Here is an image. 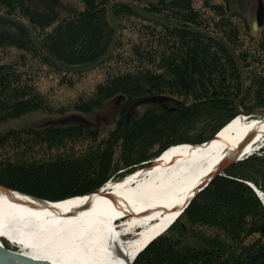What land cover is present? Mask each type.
Returning <instances> with one entry per match:
<instances>
[{"label":"trees","instance_id":"1","mask_svg":"<svg viewBox=\"0 0 264 264\" xmlns=\"http://www.w3.org/2000/svg\"><path fill=\"white\" fill-rule=\"evenodd\" d=\"M80 1L82 9L61 16L51 6L0 0L6 7L0 11V53L15 50L11 60H0V122L38 110L91 116L116 96L118 112L109 125L1 131V185L49 201L86 195L171 145L211 139L238 114L240 95L243 111L264 109V38L254 40L245 21L222 4L123 0L159 22L123 3L108 13L117 0ZM212 34L235 49L242 70ZM102 56L93 70L114 62L104 67L105 77L69 105L54 106L37 86L50 76L71 90L87 72L70 69ZM146 99L150 107L138 113L136 103ZM194 128L195 136H188ZM250 172L264 182V160L252 154L215 176L132 264H264V207L244 182L254 181Z\"/></svg>","mask_w":264,"mask_h":264},{"label":"bare ground","instance_id":"2","mask_svg":"<svg viewBox=\"0 0 264 264\" xmlns=\"http://www.w3.org/2000/svg\"><path fill=\"white\" fill-rule=\"evenodd\" d=\"M263 147L264 118L237 114L206 142L171 145L89 195L42 202L0 192V244L4 239L24 248L18 252L55 264H132L223 162Z\"/></svg>","mask_w":264,"mask_h":264},{"label":"rangeland","instance_id":"3","mask_svg":"<svg viewBox=\"0 0 264 264\" xmlns=\"http://www.w3.org/2000/svg\"><path fill=\"white\" fill-rule=\"evenodd\" d=\"M137 1L140 3H143V2H147L149 0H137ZM152 1H155V0H152ZM207 1H209L210 3L222 4L223 6H225L227 8V11L229 13L233 12V13H236L238 16H240V18L245 21V26L251 32V35H253L255 37L254 40L260 41V39L262 37L264 38V0H262L263 9H262V12L260 15V20H259L260 23H258V20H257L258 0H207ZM28 2L34 8H43L44 6H47V7L51 6V8H54L55 10H57L61 14V16L77 12L78 10L82 9V7H83V4L81 3L80 0H28ZM203 2H204V0H192V4L195 7H198ZM5 9H6V7L0 6V11H4ZM240 36H242V35L240 34ZM243 38L246 41V38L242 37V39ZM245 41L243 44L244 46H252V48L256 47L255 46L256 41H254V42H252V41L251 42H245ZM258 47L260 48V46H258ZM252 52L253 53L257 52V49H253ZM259 52L260 51L258 50V53ZM14 55H15V50H13V49L8 50V51L2 50V53H0V57H1L0 60H9V59L11 60V58ZM113 63H114L113 61H110L109 64H104L103 67H101V68H97V69L93 70L96 67L95 66L93 68L85 70L84 72H87V73L78 79V82L73 85L74 88L71 90L67 88L68 86L66 87V85H63V84H60L59 82H57L56 78H54L53 80H50L49 79L50 76L49 77H41L37 81V86L43 93H45L49 97L51 104H53L54 106H57V105H65L66 106V105H69L70 101L72 103L74 101L73 99H75L78 96L85 97V96L89 95L93 90V87H94L93 84L97 80L100 81L105 77L104 72L106 69L104 67L105 66L111 67V65ZM122 69H123V67H122ZM240 100H241V98H240ZM150 104H151L150 101H143L139 104H136L135 110L138 113H142L147 108L150 107ZM120 105H121V100H120V98H118L116 96V97L110 99L109 101H107L105 103L104 108H102L101 110L95 111V113L92 114L91 116L84 115L81 112H75V113L74 112H68L65 114H51L49 112L40 111V110L30 111V112H27L26 114H24L20 117L0 122V132L6 130L8 128H19V127H24V126L43 127V126H46L48 124L61 125L62 126V125H75V124H79V123L84 122V123H90L91 125H104V124L109 125L111 120L113 119L115 113L118 112ZM236 108L242 110L239 107V102H238V105ZM251 111H254V110H251ZM200 125L201 124L197 125V127H200ZM197 131H198V129H196V128H194V130H190L188 136H191V137L195 136ZM116 154H118V150H117ZM253 156H255L256 158H259V160H264V147L262 149H260L259 151H257L256 153H253ZM239 161H241V160L234 162L232 165H230V167L233 166L234 164L238 163ZM132 171L133 170H129V171L127 170L123 173L122 172L120 173L118 171L108 181L117 180V179L123 177L124 175H127L128 173H130ZM227 171H228V169H226L224 172H222L221 175H225ZM250 173H252V177L254 178V181L252 179H249L251 181H249V180L248 181L246 180V181L253 183L259 189H260V186L262 188H264V182H263V180H261V177L255 173L253 174V172H250ZM214 177H212L211 180ZM208 183H206L205 186ZM205 186H203L202 189ZM13 191H15V190H13ZM199 191H200V189L196 192V194ZM16 192H18V191H16ZM22 194H24V193H22ZM25 195H27V194H25ZM28 196H30V195H28ZM31 197H33V196H31ZM33 198H37V197H33ZM37 199H41V198H37ZM44 200H46V199H44ZM47 201H49V200H47ZM187 205H186V207H187ZM3 242H4V245L11 250L18 251L20 249H24L21 246L12 245V244L8 243L4 239H3Z\"/></svg>","mask_w":264,"mask_h":264},{"label":"water","instance_id":"4","mask_svg":"<svg viewBox=\"0 0 264 264\" xmlns=\"http://www.w3.org/2000/svg\"><path fill=\"white\" fill-rule=\"evenodd\" d=\"M117 3H123V4H125V5H127V6H129V7H131L132 9H134V10H137V11H140L141 13H143L146 17H148L149 19H153V20H157V21H159V22H161V20H159V19H157V18H155V17H153V16H151V15H149V14H146L144 11H142V10H139L138 8H136L133 4H131L130 2H127V1H123V0H117V1H113L112 3H110L109 5H108V13H109V10H110V8L112 7V5H114V4H117ZM262 9H263V2H262V0H258V9H257V20H258V23H260L259 22V20H260V15H261V12H262ZM110 22H111V24H112V26L114 27V24H113V22H112V20L110 19ZM114 29H115V27H114ZM116 30V29H115ZM197 30H201V29H197ZM205 33H207L208 31H204ZM212 36H214V37H216V38H218V39H220L227 47H228V49L233 53V55L235 56V58H236V60H237V63H238V66H239V69L240 70H242V64H241V62H240V59H239V57H238V55H237V53H236V51H235V49L227 42V41H225L223 38H221L220 36H218V35H214V34H212ZM114 42V41H113ZM113 42H112V44H113ZM43 52H44V54L45 55H47L49 58H51L44 50H43ZM106 56H102L101 58H99V59H97L95 62H93L90 66H88V67H80V68H74V69H70L71 71H85V70H88V69H90V68H93V67H95L96 65H97V63L99 62V61H101V60H103L104 58H105ZM51 59H53V58H51ZM53 61L57 64V65H59V66H61L55 59H53ZM240 98H241V95H240V97L238 98V100L236 101V107H237V105H238V102H239V100H240ZM149 99H146V100H143V101H148ZM143 101H139V102H137L136 104H139V103H141V102H143ZM237 111H238V114H241L242 116H245V117H261V118H264V109H258V110H254V111H243V110H240V109H237ZM241 154L242 153H240V154H238V156H236V157H232L231 159H229V160H226L225 162H223L220 166H219V168H218V170H217V172L212 176V177H214V176H217V175H221L222 174V172H224L226 169H228L229 167H230V165H232L234 162H236V161H238L239 159H240V156H241ZM240 160H242V159H240ZM211 177V178H212ZM211 178L208 180V182L211 180ZM208 182H206V183H208ZM203 186H205V185H203ZM202 186V187H203ZM201 187V188H202ZM200 188V189H201ZM101 188H98V189H95L94 191H92L91 193H94V192H97V191H99ZM10 191H13V190H11V189H9V188H7V187H5V186H3V185H1L0 184V192H10ZM91 193H88V194H86V195H89V194H91ZM196 194V193H195ZM194 194V195H195ZM193 198V197H192ZM192 198H190V200L192 199ZM35 199H37V198H35ZM37 200H39V201H42V202H49V201H47V200H44V199H37ZM188 203H189V201H188ZM187 203V204H188ZM185 208V207H184ZM183 208V209H184ZM183 209H181V211L183 210ZM0 264H55L54 262H51V261H48V260H40V259H35V258H32V257H29V256H27V255H25V254H23V253H21V252H18V251H14V250H11V249H9V248H7L6 246H4V245H2V244H0Z\"/></svg>","mask_w":264,"mask_h":264},{"label":"flooded vegetation","instance_id":"5","mask_svg":"<svg viewBox=\"0 0 264 264\" xmlns=\"http://www.w3.org/2000/svg\"><path fill=\"white\" fill-rule=\"evenodd\" d=\"M256 45V44H255Z\"/></svg>","mask_w":264,"mask_h":264}]
</instances>
